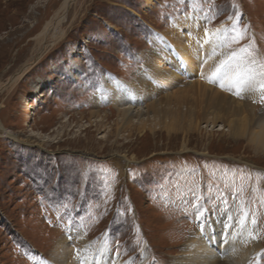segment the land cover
Instances as JSON below:
<instances>
[{
    "label": "rangeland",
    "instance_id": "rangeland-1",
    "mask_svg": "<svg viewBox=\"0 0 264 264\" xmlns=\"http://www.w3.org/2000/svg\"><path fill=\"white\" fill-rule=\"evenodd\" d=\"M64 1L0 0V264H63L61 238L86 264H98L92 252L109 254L110 264H177L189 238L205 236L210 221L221 222V238L230 217L232 229L243 220L254 225L261 252L246 264H264V152L252 134L233 137L202 120L201 107L192 128L152 112L126 121L122 106L151 101L117 94H137L132 84L147 53L177 24L187 35L194 31L184 24L195 25L201 54L194 66L185 60L194 74L178 75L180 84L148 71L157 99L208 82L206 29H228L226 54L264 65V0H75L64 36L35 59ZM233 27L244 32L238 43ZM160 60L156 67L167 66ZM28 62L29 71L7 87ZM211 85L239 102L250 95L235 96L218 80ZM255 92L260 112L264 101Z\"/></svg>",
    "mask_w": 264,
    "mask_h": 264
},
{
    "label": "bare ground",
    "instance_id": "bare-ground-1",
    "mask_svg": "<svg viewBox=\"0 0 264 264\" xmlns=\"http://www.w3.org/2000/svg\"><path fill=\"white\" fill-rule=\"evenodd\" d=\"M74 1L75 0H65L60 9L48 22L40 42V46L41 43H44L43 48L34 53L35 59L41 57L45 49L47 50L49 46H52L55 42L60 40L62 36H64L65 33H63L62 29L63 21L65 20L68 9ZM184 26L186 29L194 32H190L191 34L188 33V35L186 33L183 34L181 29L182 24H177L176 30L173 29L164 33L163 45L157 44L155 51L147 53V63L144 66L145 68L141 70V74L139 78L136 79L135 84H132V87L136 89L135 92L137 91V94L129 89H125L117 93L120 99H125V97L134 98L137 95V97L140 96L141 98H145L146 96V99H150L151 101L146 106L141 107V105L139 108H134L132 105L122 106L120 110L123 117L126 121H129L128 119L131 116L138 117L143 113L152 112V116L159 118L162 122H166V119H170L172 120L174 126H179L180 128L188 126L189 128H192L194 117H198L197 109L201 107L202 113H200V115H202V120L207 119L206 122L209 124L216 123V125H218L217 122L220 123L221 130H227L233 137H238L246 133L252 134L257 149L262 148L261 150L264 152V107L261 108L260 112L257 111V104L254 100L255 98L251 96H254V91H248L250 95L246 96L244 102H239L235 98H232L230 94V96H228L224 92L215 89L211 85V82H209V76L211 77L213 71H216L214 70V66L217 62L222 63L226 61V58L231 56V54H226L227 51L224 46L223 34L220 36H213L211 40L206 39L205 33H201V35L199 34L201 37L203 36L201 46L203 50L202 54L206 55L208 53L207 60L204 63L206 68H204L205 71L202 72L204 74L206 72L208 75L206 80L208 82L204 83V81L201 82V80L199 82L196 81L189 87L178 90L173 95H170L169 93L168 97L158 99L156 98L157 95H155V91L149 88V86L152 87V84H149L145 77L151 69L156 68L157 75L162 76L163 79L167 81L169 80L172 83L176 82V84L177 82L180 84L178 75L194 74L192 69L187 66V62H185V60H191V66H194V64L198 62V56L201 53L198 51L199 48L197 46L195 47V40L199 36L196 35L197 32H195V25H191L189 23L187 25L184 24ZM215 31L216 30L214 29L210 32L215 33ZM187 37H190V40ZM165 46L172 48V52L169 53L168 49H164L163 47ZM185 52H187L188 55L183 59L179 56V54ZM236 56L237 54L233 57L236 58ZM160 58H164L167 62V66L164 67L162 62L161 64L159 63L160 65L158 67H156V64L161 61ZM236 59L237 64H240L243 61V59H239V56ZM31 63L32 62H28L25 64L24 68L11 78L7 87H11L19 81V79H21V77L29 71ZM171 66L173 68H171ZM179 70L180 74H177V71ZM204 76L206 77V75ZM143 87L146 89H143ZM3 90H5V88L2 84H0V92ZM138 90H141L142 92H138ZM181 93L184 94L181 95ZM255 93L260 96L264 95V93L259 91H256ZM186 99L189 101L188 103L185 102ZM183 105L186 106L185 110L183 109ZM255 125H259L258 130L253 129ZM0 127L3 126L0 124ZM184 146L186 145L184 144ZM229 219L231 221L224 225L222 236L219 239L218 234L221 230V222L220 224H215L213 221H210L209 224L213 225L215 231L212 226L207 225V227L201 231L202 234H206L205 236H201L198 231L197 234L189 238L181 252L180 262L177 264H246L249 256L253 253L254 255H258L261 252V245L259 243L257 231L255 230L254 225L249 221H245V224L242 223V225H240L242 226L241 229L238 225L236 226L239 228L232 229L236 219L234 220L233 217H230ZM212 231L214 232V235H212L213 238L207 235V233L211 235ZM79 238H81V236H77L76 239H78V241H74L76 243L79 242L81 240H79ZM222 240H224L223 243L220 242ZM68 242L69 241H67V239H60V249H62V253L58 256V263L86 264L89 260H82L81 254L77 255L78 249L76 246H73L71 249ZM219 250L222 252H219ZM59 252L61 251L59 250ZM98 254L99 256L97 257ZM82 256L84 255L82 254ZM91 256L96 257V263L98 264H110L111 257L107 253L101 254L100 252H97L95 254V252H92ZM100 258L103 259L101 263L98 262Z\"/></svg>",
    "mask_w": 264,
    "mask_h": 264
},
{
    "label": "snow or ice",
    "instance_id": "snow-or-ice-1",
    "mask_svg": "<svg viewBox=\"0 0 264 264\" xmlns=\"http://www.w3.org/2000/svg\"><path fill=\"white\" fill-rule=\"evenodd\" d=\"M183 2V0H181ZM229 19H233L229 17ZM235 24H238V21H234ZM228 29H217L215 33L205 30V37L208 40H211L213 36H220L224 32H227ZM232 31L235 33L232 36L233 42H239L243 39L244 32L242 30H237L236 27L232 28ZM235 54H233L234 56ZM251 53H249V56ZM233 57H230L231 60ZM257 68L260 70L257 71ZM218 80L220 86L226 89L234 90V94L240 96L244 91H259L264 93V65L258 64L255 59L243 60L242 63L235 66L229 64V61H224L221 63L220 67L212 73V76L209 77V82H215ZM261 100L264 101V95L261 96ZM253 223L256 221L253 220ZM243 223V221H242ZM79 254V250H77Z\"/></svg>",
    "mask_w": 264,
    "mask_h": 264
}]
</instances>
